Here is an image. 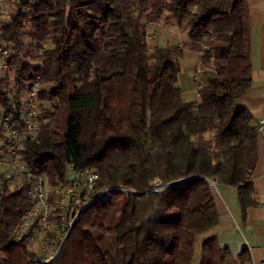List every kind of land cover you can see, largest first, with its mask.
I'll return each instance as SVG.
<instances>
[{
	"label": "trees",
	"instance_id": "trees-1",
	"mask_svg": "<svg viewBox=\"0 0 264 264\" xmlns=\"http://www.w3.org/2000/svg\"><path fill=\"white\" fill-rule=\"evenodd\" d=\"M7 1L0 32L13 79L47 89L23 151L28 167L53 191L66 187L72 164L98 173L91 196L128 191L92 202L49 264H192L199 237L219 223L212 181L236 188L244 211L255 206L259 127L237 104L252 83L245 0ZM161 22L189 44L151 47ZM185 50L201 54L199 102L178 86ZM8 84L0 72L4 104ZM27 188L3 190L0 264H42L26 241H11L32 206ZM234 263L216 236L202 242L199 264Z\"/></svg>",
	"mask_w": 264,
	"mask_h": 264
},
{
	"label": "built area",
	"instance_id": "built-area-1",
	"mask_svg": "<svg viewBox=\"0 0 264 264\" xmlns=\"http://www.w3.org/2000/svg\"><path fill=\"white\" fill-rule=\"evenodd\" d=\"M3 4L4 0H0V12ZM2 22L0 20V24ZM151 39L152 36L149 32L148 43ZM9 55L10 51L2 44L0 32V72L2 76L9 79V84L5 90L8 101L6 104L0 102V207L3 190L6 187L9 191L16 192L22 189L24 185H28L25 193L27 198L32 201V206L20 214L11 241L13 243L26 241L29 245L36 240V233L41 226L47 231L50 227L54 217V208L50 199L53 192L56 195V205H61L63 200L68 199L66 208L58 206L60 213L56 219L57 223L60 224L58 228L62 230V234L65 232V238H61L56 253L52 251L53 242L49 238L38 257L42 264H49L58 257L67 235L76 225L82 212L92 202L107 192L118 190L122 193H128V191L122 188H109L91 196L100 179L98 173L93 169L77 171L73 164L69 168L73 171L74 176L70 179L67 178L66 187L47 191L43 181L44 176L38 175L30 169L23 157L25 144L35 140L41 126L39 116L42 104L37 99V94L46 87L40 83L39 78L25 85H17L8 63ZM258 127L259 131L264 132L263 122L258 123ZM217 182L212 181L211 186H215ZM75 208L79 209L74 214ZM1 222L0 214V226Z\"/></svg>",
	"mask_w": 264,
	"mask_h": 264
},
{
	"label": "crops",
	"instance_id": "crops-1",
	"mask_svg": "<svg viewBox=\"0 0 264 264\" xmlns=\"http://www.w3.org/2000/svg\"><path fill=\"white\" fill-rule=\"evenodd\" d=\"M245 1L249 9L252 83L237 104L246 109L253 122L258 124L264 123V0ZM152 32V47L185 46L190 42L188 35L172 22H161L152 27ZM187 52L194 51L185 50L183 58ZM197 55L200 71L201 54ZM183 94L187 96L188 91H183ZM199 101L198 95L195 102ZM257 148L259 159L251 177L255 206L244 211L236 188L221 182L212 186L219 223L207 237L216 236L221 247L229 250L235 260L234 264H264V132L258 133Z\"/></svg>",
	"mask_w": 264,
	"mask_h": 264
},
{
	"label": "rangeland",
	"instance_id": "rangeland-1",
	"mask_svg": "<svg viewBox=\"0 0 264 264\" xmlns=\"http://www.w3.org/2000/svg\"><path fill=\"white\" fill-rule=\"evenodd\" d=\"M11 8H12L11 4L7 0H6V2L4 0V4H3V7L1 8V12H0V20H2V21L8 20V14H9ZM149 32H150V35L152 36L151 41H149V45L152 47L153 46V40H154V38H153L154 33L152 32V27L150 28ZM197 53L198 52L188 53L181 60L182 72H181V75L179 76L178 86L183 91H185V92L188 91V95L185 96V99L189 100V101H192V100L196 101L198 99V95H197V83L198 82L196 80L199 79V76H197L198 75L197 70H198V66H199V56L197 55ZM199 68H201V67H199ZM67 176L69 179L74 176L73 171L70 170L69 167H68ZM43 181L45 182L47 191H50L51 188L48 186L47 178L44 177ZM155 189H158V187H156ZM118 196L119 195L117 193L107 195L103 199V202H108V201L114 200ZM50 199H51V202H52L53 208H54V217L50 223V227L47 231L41 226L40 229L36 233V240L32 244L30 243L31 245L29 244L28 248H27L29 251H34L37 254V257H39L41 250H42V247L46 244V242L49 238L53 242V246H52L53 253H56V251L58 250V245L61 241V238L62 239L65 238V232L62 234V230L58 228L60 224L57 223L56 219H57V215L59 214L58 210L60 209V208H58V206L59 207L64 206V208H66L68 205V199L63 200V203L61 205H59V204L56 205L55 199L52 201L51 196H50ZM206 237H207V234L199 237V239L196 243L195 256H194L192 264H199L200 263V259H201V255H202V242ZM3 255H5V254H2V253L0 254V260H1V258H3L2 257Z\"/></svg>",
	"mask_w": 264,
	"mask_h": 264
},
{
	"label": "water",
	"instance_id": "water-1",
	"mask_svg": "<svg viewBox=\"0 0 264 264\" xmlns=\"http://www.w3.org/2000/svg\"><path fill=\"white\" fill-rule=\"evenodd\" d=\"M138 194H141V193H138ZM74 226H75V225H74ZM70 234H71V232H69V234L67 235V237H66L64 243L62 244V247L64 246V244H65V242L67 241V239H68V237L70 236ZM61 249H62V248H61Z\"/></svg>",
	"mask_w": 264,
	"mask_h": 264
}]
</instances>
